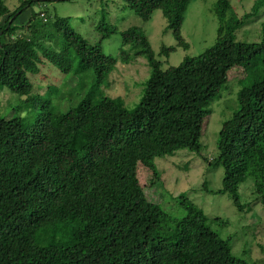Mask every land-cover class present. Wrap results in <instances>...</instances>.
<instances>
[{"label":"trees","instance_id":"16d2710c","mask_svg":"<svg viewBox=\"0 0 264 264\" xmlns=\"http://www.w3.org/2000/svg\"><path fill=\"white\" fill-rule=\"evenodd\" d=\"M38 1L19 0L11 9L0 0V89L26 95L24 103L37 109L32 120L0 116V264H249L232 253L228 238L209 226L187 192L176 196L185 215L172 216L145 196L136 170L138 164L150 170L153 186L161 178L156 157L183 148L198 151L209 104L229 70L239 67L249 83L237 91L238 107L222 122L212 159L223 168L221 187H203L227 194L242 210L239 186L252 177L254 201L264 206V18L259 40L235 35L264 0H254L241 15L231 0H215V42L165 68L139 26L118 31L101 19L100 39L90 43L68 16L32 12L19 22ZM190 1L123 4L143 21L161 10L165 30L176 41L160 46L158 54L167 56L176 46H189L181 28ZM116 32L122 46L144 56L149 66L133 108L101 89L118 61L103 51L101 41ZM65 47L78 62L74 71ZM130 52L122 48L120 59L127 61ZM45 64L64 77L91 70L93 82L75 106L54 112L48 98L39 106L29 104L34 88L28 73ZM7 163L20 170L6 172Z\"/></svg>","mask_w":264,"mask_h":264},{"label":"rangeland","instance_id":"374dc122","mask_svg":"<svg viewBox=\"0 0 264 264\" xmlns=\"http://www.w3.org/2000/svg\"><path fill=\"white\" fill-rule=\"evenodd\" d=\"M253 1L231 0V4L234 11L241 15L250 10ZM214 2L215 0L189 2L181 28L189 46L186 49L176 46L167 56L158 54L160 46L175 45L176 41L171 32L165 30V18L161 10H155L150 20L143 21L124 6L123 0H39L20 14L19 22L26 20L27 15L32 12L43 11L48 15L68 16L73 28L90 43H96L100 39L101 34L96 25L101 19L116 25L118 31L130 26H139L146 33L152 49L165 68L178 64L186 55L199 54L215 42L218 18L213 11ZM5 3L13 9L19 4V0H5ZM256 17L248 19L236 31L237 40L250 42L262 37L264 5ZM101 47L105 53L118 57L117 63L104 79L102 91L110 97H120L126 107L133 108L139 102L149 76L146 58L133 53L134 50L130 46H122L119 32L102 40ZM122 48L131 51L125 56L127 61L120 59ZM65 51L74 60L73 71L78 69L73 50L65 47ZM244 76L243 69L239 67L229 70L227 81L218 89L217 97L209 104L211 112L204 120L198 151L183 148L173 155L156 157L154 161L161 178L153 186L148 185L150 170L138 164L136 171L149 200L158 203L170 215L180 218L185 215L186 210L176 196L187 192L189 200L200 207L207 216L209 226L222 237L228 238L232 253L236 257L249 264H264V206L255 202L257 192L253 178L247 177L239 186L241 203L244 204L242 210L237 209L227 194L207 191L221 187L223 168L215 166L212 159L218 155L216 142L222 122L238 107L237 91L249 83V79ZM28 77L34 88L29 104L39 106L48 98L53 103L51 110L54 112L75 106L93 82L91 70L64 77L56 67L48 64L40 65L39 72L28 73ZM26 99V95L1 88L0 116L34 119L37 109L26 105ZM4 170L9 173L18 172L20 165L7 163ZM203 183L207 189L203 187Z\"/></svg>","mask_w":264,"mask_h":264}]
</instances>
